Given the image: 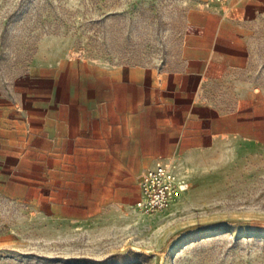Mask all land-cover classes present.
<instances>
[{"label":"rangeland","instance_id":"obj_1","mask_svg":"<svg viewBox=\"0 0 264 264\" xmlns=\"http://www.w3.org/2000/svg\"><path fill=\"white\" fill-rule=\"evenodd\" d=\"M227 2L0 0V125L15 120L22 93L71 102L78 60L177 67L186 12ZM253 47L241 79L264 91V18ZM18 136L0 143V236L9 237L0 264H264V148L228 145L201 157L178 201L143 214L130 207L140 178L58 162L71 148Z\"/></svg>","mask_w":264,"mask_h":264},{"label":"crops","instance_id":"obj_2","mask_svg":"<svg viewBox=\"0 0 264 264\" xmlns=\"http://www.w3.org/2000/svg\"><path fill=\"white\" fill-rule=\"evenodd\" d=\"M263 18L264 0L191 7L175 68L75 61L71 102L22 93L0 143L17 132L21 144L71 148L57 161L105 165L112 180L141 178L160 155L186 171L228 145L264 148V91L241 79Z\"/></svg>","mask_w":264,"mask_h":264},{"label":"built area","instance_id":"obj_3","mask_svg":"<svg viewBox=\"0 0 264 264\" xmlns=\"http://www.w3.org/2000/svg\"><path fill=\"white\" fill-rule=\"evenodd\" d=\"M189 188V178L183 166L160 155L142 174L138 197L130 207L143 214L162 211L178 201Z\"/></svg>","mask_w":264,"mask_h":264}]
</instances>
